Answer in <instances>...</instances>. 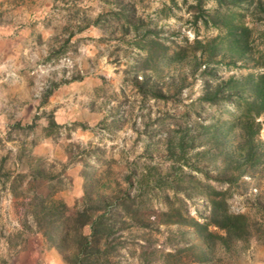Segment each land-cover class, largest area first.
Masks as SVG:
<instances>
[{
    "label": "rangeland",
    "instance_id": "obj_1",
    "mask_svg": "<svg viewBox=\"0 0 264 264\" xmlns=\"http://www.w3.org/2000/svg\"><path fill=\"white\" fill-rule=\"evenodd\" d=\"M67 1L0 0V29L50 47L29 102L0 103V264H68L33 190L69 212L127 196L116 264H264V0Z\"/></svg>",
    "mask_w": 264,
    "mask_h": 264
},
{
    "label": "trees",
    "instance_id": "obj_2",
    "mask_svg": "<svg viewBox=\"0 0 264 264\" xmlns=\"http://www.w3.org/2000/svg\"><path fill=\"white\" fill-rule=\"evenodd\" d=\"M229 28L233 31L231 35V42H233L235 37H238L237 28L234 26ZM47 94L48 92L45 93ZM214 94V92L208 94V99L205 98V100L208 103H214ZM48 126L57 127L58 125L49 118ZM36 176L17 174L12 181L19 182L27 178L30 184L35 181ZM39 181L42 182V180ZM116 192L118 195H112L109 201H106L107 198L104 199L105 205H102L100 209L85 208L69 212L64 203L52 199L51 194L45 195L42 191L33 190V224L41 232L48 246L58 251H72L67 258L68 264H116L112 262L113 255L110 254V251L119 250L115 245L111 246L109 242L113 234L112 219L122 217L124 212L127 214L130 208L127 204L128 197L121 191ZM84 196L88 197L86 194ZM99 201L103 200L99 198Z\"/></svg>",
    "mask_w": 264,
    "mask_h": 264
},
{
    "label": "crops",
    "instance_id": "obj_3",
    "mask_svg": "<svg viewBox=\"0 0 264 264\" xmlns=\"http://www.w3.org/2000/svg\"><path fill=\"white\" fill-rule=\"evenodd\" d=\"M74 1L75 0H68L67 3L65 2V6L69 4L67 10L73 5ZM7 29L10 32L7 38L3 39L0 37V83L5 80V78L7 80V82L0 84V103L2 100L7 103L9 102V104L10 101H12L13 105L17 103H23L22 105H25L26 102H29L27 99L30 89L27 67L29 64L33 63L35 58H38L40 54L44 55V53H46L47 56H50V47L48 42L43 43V41H35L29 37L32 27L27 21L24 26L9 24L8 27L5 26L3 29H0V32H3V30L5 32ZM91 30L92 25L89 24L88 26L80 28L75 34L73 33L74 31H69V33L72 34L69 35L66 42H73L72 40L79 36H87L86 32H91ZM50 32H53L52 28L51 30H47V33ZM38 45L40 46L39 51L36 52L35 50ZM43 47L46 48V51ZM52 93L53 92H48L47 94L49 100L52 97ZM44 104L45 102L42 105ZM46 105L45 109L49 108L50 104L48 103ZM11 110L10 108V111Z\"/></svg>",
    "mask_w": 264,
    "mask_h": 264
}]
</instances>
